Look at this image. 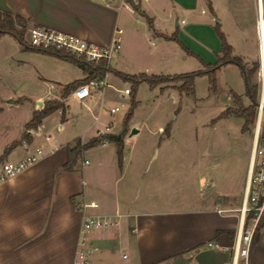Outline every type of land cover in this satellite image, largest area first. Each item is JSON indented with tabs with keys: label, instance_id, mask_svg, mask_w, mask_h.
Here are the masks:
<instances>
[{
	"label": "crops",
	"instance_id": "obj_1",
	"mask_svg": "<svg viewBox=\"0 0 264 264\" xmlns=\"http://www.w3.org/2000/svg\"><path fill=\"white\" fill-rule=\"evenodd\" d=\"M131 1L152 20V27L127 0H116L113 6H107L100 0H0V9L29 18V26L51 27L100 45L110 44L116 36L115 30L121 29V47L108 62L112 68L125 69L123 72L129 74H159L153 73L154 69L162 63L168 64L171 59L167 56L168 48L171 50L169 42L190 54L176 41L166 38L172 34L205 62L216 61L221 42L214 27L217 23L222 30L225 23V15L220 17L223 0ZM227 14L228 17L230 13ZM237 31L242 34L240 28ZM222 32L228 40V34L224 30ZM149 46L156 50L154 55H149ZM141 58L148 59V62L140 69L130 70ZM155 88L165 91L167 87ZM168 88L175 91L174 87ZM171 96L177 97L175 92ZM38 97L32 101V112H27L17 124L14 120L1 118L4 108L0 106V137L4 133L8 135L7 139L0 140V162L23 157L26 152L24 144L51 149L39 161L0 183V264H76L79 231L87 215H104L117 221L105 230L92 233L91 241L99 249L90 255V264L230 263V252L211 248L207 243L232 246L240 221V213L234 212L240 209L243 194L210 193V197L200 204L161 207L162 200H168L166 196L170 194L173 198L169 201L176 200L177 171L189 169L192 176L194 170L191 162L153 164V161L148 169L150 161L160 151L161 142L170 140L171 126L168 133H161L157 128L165 129L166 126L158 124L152 131L160 135L158 140L152 139L149 144L137 146L136 139L145 122L129 120L128 132L123 136L120 164L115 143L97 144L115 145L109 168H116L118 174L109 188L96 180L93 184L96 194L93 196L86 187L84 168L90 164L87 159L78 163L79 156L72 171L61 170V167L67 161L69 144H73L76 138L86 143L101 128L95 126V135L87 141L82 139L85 131H80L68 143H52L43 118L39 124L40 134H31L25 129V124L37 109L34 101ZM65 106L67 111L68 106ZM57 114V128L62 133L69 120L66 114L62 120L59 110ZM93 120L88 127L93 126L98 118ZM132 127H136L137 132L130 135ZM121 129L122 123L118 130ZM118 130L106 133H118ZM24 132L28 133V139L22 138ZM47 135L48 139L45 138ZM242 135L247 133L241 132ZM252 141L250 137L249 149L244 152L249 163ZM14 142L17 144L11 147ZM90 201L98 203V207H83Z\"/></svg>",
	"mask_w": 264,
	"mask_h": 264
},
{
	"label": "rangeland",
	"instance_id": "obj_2",
	"mask_svg": "<svg viewBox=\"0 0 264 264\" xmlns=\"http://www.w3.org/2000/svg\"><path fill=\"white\" fill-rule=\"evenodd\" d=\"M257 2L258 0H223L220 17L225 15L222 30L228 34V42L233 46L232 54L241 56L246 68L248 64L252 65L249 69L247 68L248 70L253 69L254 63L258 65L251 81L257 84L258 101H260L264 75V72L262 74L264 65L260 66V61L261 55L264 54V36L263 50H261L256 27L259 17L263 19L264 24V0H261L260 10H258ZM227 13H230L228 17ZM238 28L241 30V35L238 34ZM26 33L24 41L27 44ZM153 40L158 42L157 39ZM169 44L171 50L168 48L167 56L171 57L170 62L162 63L154 69L153 73H185L203 67L198 58L183 52L174 42ZM147 51L149 55H154L156 52L150 46ZM116 54H112V60ZM146 62L148 59L145 58L136 60L130 70L140 69ZM82 77V70L71 62L38 51L22 50L10 35L0 36V106L4 108L1 115L4 121L14 120L17 124L27 112H32V101L35 96L43 95L41 99L43 101L57 97L68 106L66 117L69 121L64 124L62 133L57 128L59 117L57 111L44 117L46 132L51 135L52 143L66 141L68 143L74 140L75 135L80 131H85L82 139L87 141L95 135V126L107 132L117 131L129 107L131 96L124 94L123 90L125 87L131 88L130 84L108 73L105 77L100 107L97 104H91V112H89L79 101L70 97L61 98L64 84ZM209 79L205 74L196 76L193 93H183L181 96L177 89L174 91L168 88L179 85L180 82L158 85V87H167L165 91L150 88L146 83H141L136 89L135 99L138 102L129 120L145 122V127L141 129L136 139V145L142 146L149 144L152 139L158 140L160 135L152 132L156 130L158 124L172 128L170 140L161 142L160 151L150 161L148 169L152 161L153 164L166 162L189 164L191 162L194 165L192 176L189 169L177 171L179 179L176 188L174 187L178 190L176 200L170 202L169 200L173 198L170 194L171 196H166L168 200H162L161 207L178 208L192 203L200 204L210 197V193L241 196L244 192L243 184L247 177L249 163L244 152L249 149L250 137L253 139L259 109H256L255 120L249 125L247 135L241 136L243 124L241 118L233 115L221 118L219 116L227 107L238 106L234 94L243 96L244 105L249 103L244 95L245 82L238 66L225 64L216 70L215 90L210 89ZM51 84L53 85V89H50L52 94L44 96ZM172 92H175L176 99L171 96ZM9 100H13V103H8ZM121 102H124V106L111 114L110 109L120 105ZM93 114L98 116V120L93 126L88 127L94 122ZM260 125L264 134V110ZM105 127L108 129L106 130ZM127 132L128 125H126ZM7 137L8 135L4 133L0 140H5ZM113 148H115L113 143L97 145L95 148L85 150L78 159V163L81 159H87L90 163L84 168L85 179L88 182L86 187L90 190V195L96 194V189L93 188L96 180L109 188L117 177L116 168L114 170L109 168ZM98 161L101 163L99 164ZM234 213H240V210ZM261 218L264 222V213ZM250 259L251 264H264V226L260 229L259 242L254 247Z\"/></svg>",
	"mask_w": 264,
	"mask_h": 264
},
{
	"label": "built area",
	"instance_id": "obj_3",
	"mask_svg": "<svg viewBox=\"0 0 264 264\" xmlns=\"http://www.w3.org/2000/svg\"><path fill=\"white\" fill-rule=\"evenodd\" d=\"M107 6H113L116 0H100ZM116 36L112 39V42L107 45H100L77 35L66 33L46 26H30L26 33L27 44L31 47L43 49V50H65L85 58L87 61L100 62L102 60H110L112 54L117 53L121 47V29L115 30ZM105 85L104 80L91 79L87 83L79 85L70 92L67 97H71L82 103L85 108L91 112V104H97L100 107L102 88ZM50 89H53V85H49L44 96L51 95ZM130 88L125 87L124 94H129ZM38 99H42L43 95H39ZM35 100V101H36ZM34 105L37 109L36 102ZM42 105H43V100ZM256 125L253 132V141L251 147V157L249 168L247 172L246 184L242 197V204L240 206V221L239 227L236 232L234 242L232 246L220 245L216 242H209L207 245L211 248L219 249L221 251L230 252L231 260L229 264H251L250 259V245L252 241L253 232L259 219L264 213V137H262L261 131V115L264 110L262 104L264 100L261 99ZM124 106V102L120 105L112 107L110 113L114 114L121 107ZM92 117L97 120L96 115ZM41 125H37L35 128H29L28 132L31 134H40ZM108 127H106V130ZM163 127H158L157 132H163ZM106 133L105 130H99L97 135ZM46 139L49 136H45ZM26 149L25 154L20 159L14 161H2L0 162V183L15 176L29 165L39 161V159L45 154V152H51V149H46L42 145L29 146L24 144ZM88 163L87 160L84 161ZM83 207L97 208L98 203L90 201L84 203ZM249 224L245 226L246 216L251 214ZM117 221L113 220L109 216L104 215H87L85 216L77 241V250L75 254L74 262L76 264H90L89 256L97 251L99 248L91 241V235L94 231L105 230L106 228L116 224Z\"/></svg>",
	"mask_w": 264,
	"mask_h": 264
},
{
	"label": "trees",
	"instance_id": "obj_4",
	"mask_svg": "<svg viewBox=\"0 0 264 264\" xmlns=\"http://www.w3.org/2000/svg\"><path fill=\"white\" fill-rule=\"evenodd\" d=\"M131 7L144 16L149 24L152 27V20L145 15L138 7V4H135L131 0H127ZM29 26V18L21 16L19 14H13L10 11L0 9V36L10 35L18 43L19 47L22 50H31L42 52L54 57H57L62 60H66L79 67L83 72V77L77 80H74L70 83H67L63 86V91L61 98L67 97L72 90H74L79 85L87 83L91 79L104 80L108 73L114 74L116 77L121 79L124 82H128L131 86L130 88V103L128 110L125 114V117L122 121V129L118 133H104L96 135L90 138L86 143H82L79 138H76L73 144L67 146V161L62 165L61 170L72 171L73 167L77 161V158L81 155L83 150H86L92 146L103 143L104 141L113 142L116 145V153L119 164L122 160V148H123V136L126 134V125L128 124L129 119L131 118L134 109L137 106V100L135 99V92L137 87L141 83H146L150 88H155L160 84L169 83V82H180L179 85H174V88L178 90L179 95L183 93L192 94L193 93V84L194 79L198 75H207L210 79L211 90H215V72L216 70L225 65V64H235L238 66L241 76L245 82V92L244 95L249 100V103L244 105L243 96L240 94H234V99L237 103V107H227L224 109L220 117H227L233 115L235 117L241 118L243 124L241 127L242 132L249 131V125L252 124L256 117V109L258 101V87L257 84L252 83V75L256 71L258 65L254 63L253 69L248 70L243 58L239 55L232 54V45L228 42L226 36L220 29L219 24H215V31L221 42V49L218 54H216V61L214 63H207L198 55L192 53L185 45L177 38L175 34L171 36H166V38L176 41L182 48H184L188 53L193 54L200 63L202 64L201 69H197L185 73H174V74H147L145 72H140L136 74H129L123 71L116 70L112 68L108 60H102L100 62H91L87 61L85 58L76 56L75 54L65 51V50H43L27 46L24 41V36L26 30ZM161 88H164L163 86ZM60 111L61 119H65L66 106L60 101V99L54 98L43 101V106L40 109H36L32 113V117L25 124V129L35 128L39 125L44 117L53 113L54 111ZM169 126H166L164 131L168 133ZM28 133L24 132L22 138L28 139ZM264 137V134H262ZM17 142L12 143L11 147L16 145ZM252 216L248 214L245 220V226L248 225V222ZM264 226L262 218L257 222L252 241L250 245V256L254 247L259 242L260 229ZM229 235H231L229 233Z\"/></svg>",
	"mask_w": 264,
	"mask_h": 264
},
{
	"label": "bare ground",
	"instance_id": "obj_5",
	"mask_svg": "<svg viewBox=\"0 0 264 264\" xmlns=\"http://www.w3.org/2000/svg\"><path fill=\"white\" fill-rule=\"evenodd\" d=\"M257 5H258L257 6L258 7V10H260L261 9V0H258ZM256 30H257V33H258V36H259L261 50H263L264 24H263V19L261 17H259ZM261 64H262V66L264 65V62H263V54L261 55ZM263 72L264 71L262 70V74H263ZM262 78H263V84H262L263 90H262L261 99L264 100V75L262 76ZM261 107L264 108V104H262Z\"/></svg>",
	"mask_w": 264,
	"mask_h": 264
},
{
	"label": "water",
	"instance_id": "obj_6",
	"mask_svg": "<svg viewBox=\"0 0 264 264\" xmlns=\"http://www.w3.org/2000/svg\"><path fill=\"white\" fill-rule=\"evenodd\" d=\"M263 62H264V54H263ZM251 66L252 65H249L248 64L247 65V68L249 69ZM260 66H261V61H260ZM35 102H36L38 108L42 105V101L40 99L36 100ZM259 106H260V102H257V107H259ZM136 132H137V128L136 127H132L130 129V132L129 133H130V135H132V134H134Z\"/></svg>",
	"mask_w": 264,
	"mask_h": 264
}]
</instances>
